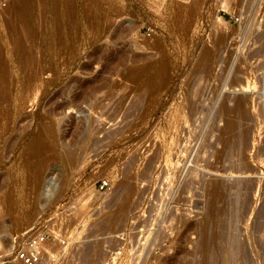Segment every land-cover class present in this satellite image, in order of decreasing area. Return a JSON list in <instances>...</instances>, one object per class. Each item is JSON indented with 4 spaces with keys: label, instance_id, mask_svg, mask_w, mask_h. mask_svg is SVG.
<instances>
[{
    "label": "rangeland",
    "instance_id": "rangeland-1",
    "mask_svg": "<svg viewBox=\"0 0 264 264\" xmlns=\"http://www.w3.org/2000/svg\"><path fill=\"white\" fill-rule=\"evenodd\" d=\"M43 230L51 264H264V0H0V264Z\"/></svg>",
    "mask_w": 264,
    "mask_h": 264
},
{
    "label": "built area",
    "instance_id": "built-area-1",
    "mask_svg": "<svg viewBox=\"0 0 264 264\" xmlns=\"http://www.w3.org/2000/svg\"><path fill=\"white\" fill-rule=\"evenodd\" d=\"M236 20L238 21L239 18L236 17ZM109 185V180L102 179L96 187L99 191H105ZM27 232H16L12 236V250L16 261L21 264H50L45 256L47 253L45 244L48 241V231Z\"/></svg>",
    "mask_w": 264,
    "mask_h": 264
},
{
    "label": "bare ground",
    "instance_id": "bare-ground-1",
    "mask_svg": "<svg viewBox=\"0 0 264 264\" xmlns=\"http://www.w3.org/2000/svg\"><path fill=\"white\" fill-rule=\"evenodd\" d=\"M229 4H230V0H224V6L225 7H229ZM243 87H245V86H243ZM242 87V88H243ZM238 89V88H237ZM244 90H246V89H244ZM243 90V91H244ZM239 171V170H238ZM53 193H54V188L52 187V186H50V185H47L46 186V188H45V191H44V194H45V196L47 197V198H49V197H51L52 195H53ZM54 234L56 235V237L58 238V240H60L59 238H60V236L56 233V232H54ZM55 240V239H54ZM48 242L49 241H47V243L46 244H48ZM61 242H63L62 240H61ZM46 244H45V249H46ZM47 251V250H46ZM49 255H51V254H49ZM49 255H48V251H47V253H46V257L48 258V260L50 261V258H49ZM50 264H51V261H50Z\"/></svg>",
    "mask_w": 264,
    "mask_h": 264
}]
</instances>
